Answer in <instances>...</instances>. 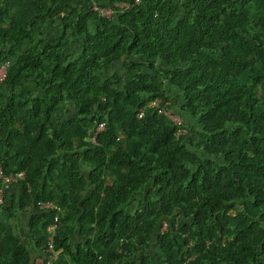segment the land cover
I'll return each instance as SVG.
<instances>
[{
	"label": "trees",
	"instance_id": "16d2710c",
	"mask_svg": "<svg viewBox=\"0 0 264 264\" xmlns=\"http://www.w3.org/2000/svg\"><path fill=\"white\" fill-rule=\"evenodd\" d=\"M124 1L0 0V169L24 172L0 179L21 192L0 215L30 209L46 255L55 212L38 204L57 203L54 264H264V0L91 10ZM65 103L78 114L55 123ZM76 227L87 241L73 251ZM0 264H34L4 223Z\"/></svg>",
	"mask_w": 264,
	"mask_h": 264
},
{
	"label": "crops",
	"instance_id": "0c3cea01",
	"mask_svg": "<svg viewBox=\"0 0 264 264\" xmlns=\"http://www.w3.org/2000/svg\"><path fill=\"white\" fill-rule=\"evenodd\" d=\"M53 26L45 25L41 29V33L44 35L53 36L56 33H53L55 30H50ZM58 30H56L57 32ZM36 36V35H35ZM37 37H39L37 35ZM35 43V40H34ZM29 48H31V44L28 41H24L20 46L12 49L10 47H6L5 50H11L13 52V58L17 59L22 53L26 52ZM2 50V46L0 47ZM14 59V60H15ZM28 89L34 90V86L32 83L28 84ZM78 114V110L74 108V106L70 103H65L57 108L55 113L53 114L52 120L55 123L66 121L70 118H76ZM21 192L17 186H12L3 192L2 200L3 203L6 204V207H11L13 204H17L20 201ZM32 211L27 209L25 211H20L19 209H15L12 216L7 217L6 215H0V223H4L8 225L12 230L14 235L17 238H21L24 245L28 246V250L31 256V260L34 264H43L44 259H46V255L42 253V250L35 248V243H33L29 237L28 223L31 218ZM87 238L80 233V228L76 227L73 236L70 239V247L73 251H76L79 247H84Z\"/></svg>",
	"mask_w": 264,
	"mask_h": 264
},
{
	"label": "built area",
	"instance_id": "2783aa9c",
	"mask_svg": "<svg viewBox=\"0 0 264 264\" xmlns=\"http://www.w3.org/2000/svg\"><path fill=\"white\" fill-rule=\"evenodd\" d=\"M142 3V0H128L124 2H117L114 3L112 6H109L107 8H102L96 5V3H92L91 10L98 12L100 17L110 18L112 17L117 11H125L128 9H131L134 6H137ZM11 63L9 61H4L0 64V83H3L6 79L8 69L10 68ZM161 100H155L153 103H151L152 106H156L159 110V113H162L164 116L169 118L171 121L175 122L176 124H179V117L172 113L171 110H166L164 107L161 106ZM142 116V111L138 113V118ZM104 125L98 124L96 127L92 128L91 135L89 136V142L95 143V138L97 134L101 131H103ZM0 179L4 182L6 186L13 185L15 183H19L24 179V172H19L14 175H8L4 176L2 174V171L0 169ZM3 192L0 190V205H2ZM38 207L41 211H54V222L52 225H50L47 228V233L49 234V240H48V246H47V252H46V263L45 264H54L59 257L60 251H56L53 246V236L55 235V231L57 228V222L59 220V213H61V208L59 205L55 202H44L39 203ZM167 225L165 222H163L162 227L160 229V234H163L164 231H166ZM41 263L44 264V262L41 261Z\"/></svg>",
	"mask_w": 264,
	"mask_h": 264
},
{
	"label": "rangeland",
	"instance_id": "374dc122",
	"mask_svg": "<svg viewBox=\"0 0 264 264\" xmlns=\"http://www.w3.org/2000/svg\"><path fill=\"white\" fill-rule=\"evenodd\" d=\"M180 6H181V11H180V13H183V2H181V4H180ZM50 30H55L53 33H57L56 32V27L54 26V27H52ZM117 63H119V62H117ZM118 65H120V63L118 64ZM118 65L115 63V64H113L112 65V67L110 68V69H104V70H101V75H102V78H105V77H108V76H110L112 73H113V71H115V69H118ZM114 66V67H113ZM117 71V70H116ZM119 71H121V70H119ZM122 72V71H121ZM180 119V118H179ZM260 121L262 122V124H264V116L263 115H261V117H260ZM179 123H180V121H179Z\"/></svg>",
	"mask_w": 264,
	"mask_h": 264
}]
</instances>
